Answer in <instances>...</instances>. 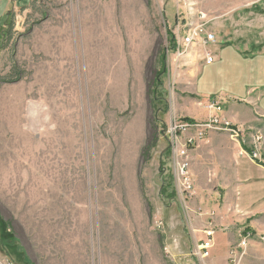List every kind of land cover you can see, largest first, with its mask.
<instances>
[{
  "label": "rangeland",
  "instance_id": "obj_1",
  "mask_svg": "<svg viewBox=\"0 0 264 264\" xmlns=\"http://www.w3.org/2000/svg\"><path fill=\"white\" fill-rule=\"evenodd\" d=\"M27 1L0 0V264H264V123L241 127L237 140L210 131L235 148L204 158L199 182L220 197L204 190L185 199L175 184L169 124L203 125L209 115L193 97L195 75L185 73L194 60L175 70L167 53L185 5ZM187 5L206 15L218 56L238 43L248 51L264 28V0ZM254 80L247 74L242 83ZM212 82L218 92L229 87L226 73ZM208 133L187 147L189 163ZM234 169L242 201L227 196ZM213 215L216 245L202 262L196 245Z\"/></svg>",
  "mask_w": 264,
  "mask_h": 264
},
{
  "label": "crops",
  "instance_id": "obj_2",
  "mask_svg": "<svg viewBox=\"0 0 264 264\" xmlns=\"http://www.w3.org/2000/svg\"><path fill=\"white\" fill-rule=\"evenodd\" d=\"M193 10L194 12H196L195 9ZM262 23L264 27V21H262ZM260 33L258 35L259 38L249 45L248 51L245 45L243 46L242 44L239 43L234 44L233 47L235 51L222 50L220 56L216 55L217 58L213 64L205 65L200 61L194 60L192 62V65L191 63L189 64L191 65L190 70L185 71V73L195 75L194 85L192 86L194 92L193 93L194 99L203 100L206 102L220 103L222 107L221 117L224 120L238 127L248 126L251 128L254 127L258 129L257 127H260L261 124L264 123V28ZM254 43L256 44V46H254ZM203 66H206L205 67L206 70L203 68ZM215 73L222 76L225 75L226 73V77L229 81L228 82L229 87L224 85L223 89H221L218 92L217 89H215L216 86L211 85L214 84L212 82V78ZM233 74H235V80L231 78ZM247 74H250V78L254 77L255 80L253 82H245L244 84L242 83V78ZM231 85H234L233 90L230 88ZM260 129H262V126ZM210 133L211 135H209ZM213 133L214 132L209 131L208 133L209 143L208 145L203 146L202 155L194 154L192 157L191 154H189V157H190V167L192 165V172H193L192 176L195 178L194 180L195 190L193 194L197 196L199 195L205 196L206 194L203 193L205 190V191H211V196L217 198L220 197V195L217 193L218 191L216 190V187L212 188L209 185L204 187L203 184L199 182L200 180L199 178L201 179L205 178V170L203 165L204 158L206 157L207 154H210L213 151L220 152L221 150L225 154H230V152L232 153V151H234L235 148L233 145L229 143L226 136L222 137V135H220V137H218V135H215L216 133L215 134ZM183 136H184L183 138L186 139V138L194 137V134H191L189 132L188 134ZM182 141L183 140L181 138L180 140L181 144H183ZM219 142L221 144H219ZM195 145L196 142L193 144V146ZM225 167H227L226 164ZM231 181H234V183L228 189L229 191L227 192V196L230 199H234V196H236L235 197L236 200L239 201L246 199V196L244 197V193L246 192V190L242 188L243 180L241 179V177H239V175H237L235 169L232 172ZM221 195H223V193H221ZM257 200L258 199H256V201ZM214 215L212 217L210 216V219L212 220L211 224L215 229L217 224V219ZM194 218L196 220L197 216L194 215ZM203 220H205V217H202L201 221ZM215 243L213 245L214 248L216 245Z\"/></svg>",
  "mask_w": 264,
  "mask_h": 264
},
{
  "label": "built area",
  "instance_id": "obj_3",
  "mask_svg": "<svg viewBox=\"0 0 264 264\" xmlns=\"http://www.w3.org/2000/svg\"><path fill=\"white\" fill-rule=\"evenodd\" d=\"M177 1L185 6L183 8L178 6L175 12V25L172 28L170 47L167 50L171 57V66L173 65L175 70H178L180 66L186 67L189 65L191 60L200 61L205 65L213 64L216 61L217 54L212 48L218 44V41L215 34L208 29L209 21L206 15L200 13L192 15L190 5H187L191 0ZM204 108L209 116L203 125L189 122L179 123L176 120H172L169 124L168 134L172 138L171 153L174 157V180L177 187L181 188L180 196L185 199H190L194 190L187 147L192 145L196 139H203L208 131L227 132L234 140H237L243 132L241 127L235 126L221 117L222 107L220 103L207 102ZM190 131H194L196 137L186 138L184 143L181 144L178 133L185 135ZM259 140L260 138L256 137V141ZM252 158H255L254 153ZM214 235L215 229L210 223L203 231L202 239L196 245L195 255L202 262L209 259L210 250L214 245ZM249 235L248 233L243 239L242 245L249 238Z\"/></svg>",
  "mask_w": 264,
  "mask_h": 264
},
{
  "label": "bare ground",
  "instance_id": "obj_4",
  "mask_svg": "<svg viewBox=\"0 0 264 264\" xmlns=\"http://www.w3.org/2000/svg\"><path fill=\"white\" fill-rule=\"evenodd\" d=\"M90 1H95V0H90ZM93 5V4H92ZM95 5V4H94ZM98 7V6H97ZM93 15H92V17H94V12L92 13ZM95 21H96V19H95ZM95 24V22L94 23H92L91 24V26L93 27V28H89V30H90V32L92 33L93 32V30H94V37H93V40H94V42H95V40H96V38H97V32H98V25L97 26H93ZM110 24L111 23H109V20L107 19V20H105V22H104V27H108V30H109V26H110ZM111 31V30H110ZM65 34L66 35H68V31L66 30V32H65ZM63 37V35L61 36V38ZM52 38V37H51ZM110 45V44H109ZM45 48H46V50H47V52H46V55H47V57L49 56V54H51V53H53V49H52V41H51V39L50 38H48L47 39V41H46V43H45ZM115 49V48H114ZM69 53V55H70V53L71 52H68ZM72 54V53H71ZM37 179H38V177H37ZM37 181V180H36Z\"/></svg>",
  "mask_w": 264,
  "mask_h": 264
},
{
  "label": "trees",
  "instance_id": "obj_5",
  "mask_svg": "<svg viewBox=\"0 0 264 264\" xmlns=\"http://www.w3.org/2000/svg\"><path fill=\"white\" fill-rule=\"evenodd\" d=\"M170 36V35H169ZM164 71H162V73H163ZM161 87V82H159V80H157V85H156V92H157V89L158 88H160ZM157 101H158V104H164L165 105V103H164V101H161L159 98L157 99ZM159 110V109H158ZM159 111H161V110H159ZM186 122H189V123H194V122H192V121H190V120H186ZM171 152V149L169 148V149H167V153H170ZM246 152H248L249 153V155L252 157V155H253V151H248V149H246ZM163 191H165L164 189H163ZM169 196H171L170 197V199H173L174 198V191L172 190L171 191V194L169 195ZM247 234V233H246ZM3 245H4V247L6 246H9V247H12V244H14V241L12 242V241H9V240H6V241H3Z\"/></svg>",
  "mask_w": 264,
  "mask_h": 264
}]
</instances>
